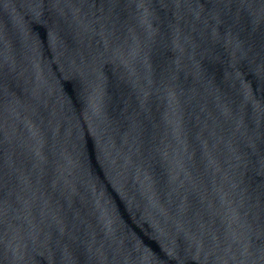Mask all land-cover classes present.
<instances>
[{"label": "water", "instance_id": "95a60500", "mask_svg": "<svg viewBox=\"0 0 264 264\" xmlns=\"http://www.w3.org/2000/svg\"><path fill=\"white\" fill-rule=\"evenodd\" d=\"M0 264H264V0H0Z\"/></svg>", "mask_w": 264, "mask_h": 264}]
</instances>
